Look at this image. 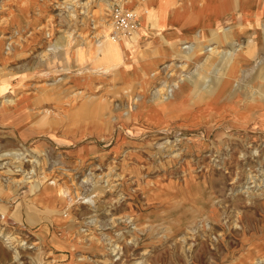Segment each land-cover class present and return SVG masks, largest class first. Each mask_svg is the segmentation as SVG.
Wrapping results in <instances>:
<instances>
[{
	"label": "rangeland",
	"instance_id": "rangeland-1",
	"mask_svg": "<svg viewBox=\"0 0 264 264\" xmlns=\"http://www.w3.org/2000/svg\"><path fill=\"white\" fill-rule=\"evenodd\" d=\"M247 1L264 11L0 0V264H264V16ZM115 2L155 18L110 40L119 62L98 49Z\"/></svg>",
	"mask_w": 264,
	"mask_h": 264
},
{
	"label": "built area",
	"instance_id": "built-area-1",
	"mask_svg": "<svg viewBox=\"0 0 264 264\" xmlns=\"http://www.w3.org/2000/svg\"><path fill=\"white\" fill-rule=\"evenodd\" d=\"M148 13L144 9L141 13L124 6L122 3L111 4L105 12V24L101 38L112 41H134L138 38L141 16Z\"/></svg>",
	"mask_w": 264,
	"mask_h": 264
},
{
	"label": "crops",
	"instance_id": "crops-1",
	"mask_svg": "<svg viewBox=\"0 0 264 264\" xmlns=\"http://www.w3.org/2000/svg\"><path fill=\"white\" fill-rule=\"evenodd\" d=\"M226 3H228V1ZM210 6H211V4H210ZM211 8H209V9H211ZM246 8H249V10H250L249 11L250 12L249 15H251V16H258V17L264 16V11H262V9L259 6L257 7L256 5L251 7L250 4H249V1H247V7ZM147 9H148V13L143 14L141 16L140 32H139L138 38L141 36V33H144V34L145 33L146 34L149 33L150 32L149 29H152V26H154L152 24H155L154 23L155 22V18H152V19L149 18V16L151 15L150 11H151L152 8L150 7V9L149 8H147ZM155 9H156V6L153 7V12L155 11ZM212 9H214V8H212ZM184 11H182V9H179V10H173L172 14L168 13V15H167V25L173 24V26H181L180 18L182 16V13H185ZM214 22H215V13H212V16L210 15L208 17V19H203L202 21H200L199 24H202V25L207 27V26L212 25ZM146 23L150 24V26L148 28H147V25H145ZM191 28H193L192 25L191 26H189V25L186 26V29H188V31H190ZM123 42H125V41L119 42L120 45H122Z\"/></svg>",
	"mask_w": 264,
	"mask_h": 264
},
{
	"label": "bare ground",
	"instance_id": "bare-ground-1",
	"mask_svg": "<svg viewBox=\"0 0 264 264\" xmlns=\"http://www.w3.org/2000/svg\"><path fill=\"white\" fill-rule=\"evenodd\" d=\"M67 1V0H66ZM256 1V0H255ZM255 1H253V2H255ZM62 3V2H61ZM230 3V2H229ZM207 7V10H209V6H206ZM211 7V6H210ZM244 7H246V6H244ZM246 10V9H245ZM89 13V12H88ZM80 20V19H79ZM44 28V24L43 25H41V26H38V29H43ZM37 29V30H38ZM77 33V32H76ZM81 33V32H80ZM80 33H78V36L80 35ZM66 36V35H65ZM68 36V35H67ZM77 36V35H76ZM80 36H83V34L82 35H80ZM12 37V36H11ZM72 37H74V36H72ZM199 38H200V36H198ZM21 38V37H20ZM19 38V39H20ZM198 38V39H199ZM3 39H5V40H3ZM6 39L8 40V39H11V38H8V37H6V36H4V35H0V41L1 40H3V41H6ZM62 39V38H61ZM9 41V45L10 44H13L14 43V41L15 40H13V39H11V40H8ZM16 42H18V41H16ZM202 42V41H201ZM1 43V42H0ZM196 43V42H195ZM54 46V45H53ZM99 46V48L98 49H100V54L102 53V57H104L106 60H112V61H114V60H116V62H119V61H121L122 60V54L120 55V53L119 52H121V50L119 49V47L116 45V44H114L112 41H110L109 39H105L104 41H102L101 43H100V45H98ZM52 47V46H51ZM186 47H189V46H186ZM186 47H183V48H186ZM207 47V46H206ZM52 49V48H51ZM212 49V48H211ZM201 53H203V51H201L200 52V54ZM169 65V64H168ZM172 65L170 64L169 65V67H171ZM167 67V66H166ZM184 67V66H183ZM172 69V68H171ZM170 69V70H171ZM158 71H156V72H154L152 75L154 76V74L155 73H157ZM173 73H170V75H172ZM39 87V86H38ZM40 87H41V85H40ZM32 92V91H31ZM18 100V99H17ZM14 100L13 99H10V98H7V99H3V100H1L0 101V103H3V102H6V103H8V102H13ZM45 110L44 109H37V112L38 113H42V112H44ZM106 177H107V179H108V175H106ZM106 179V180H107ZM20 181V180H19Z\"/></svg>",
	"mask_w": 264,
	"mask_h": 264
}]
</instances>
